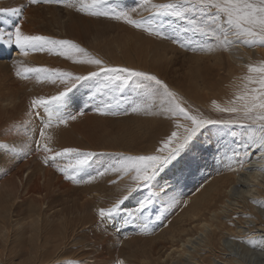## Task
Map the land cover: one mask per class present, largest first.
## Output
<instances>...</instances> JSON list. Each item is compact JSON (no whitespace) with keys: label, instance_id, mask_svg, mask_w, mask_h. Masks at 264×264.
Here are the masks:
<instances>
[{"label":"rangeland","instance_id":"rangeland-1","mask_svg":"<svg viewBox=\"0 0 264 264\" xmlns=\"http://www.w3.org/2000/svg\"><path fill=\"white\" fill-rule=\"evenodd\" d=\"M168 1L169 0H151L152 3H167ZM84 2L88 3L89 0H84ZM142 3L143 0H108L107 4H104L103 6L100 5L98 7V11H104L107 7L116 6L117 4L121 8L130 9L135 7L137 8V11L132 13V17L136 20H142L144 23L143 27H135L133 25L127 24L123 20H115L107 16L89 15L85 11L77 10L79 4H77L75 7H67L63 3H45L49 12V20L56 28L60 24V13H64V9H71L73 12L80 15L82 19H86L85 22L84 19L80 21V24L84 23L81 27L83 36L76 39L75 42H73L72 38H65L60 35L56 36L59 37V40L72 41L81 48L85 49L87 56L99 58L103 61V64L99 66L94 64L80 63V60L85 59V54L69 52L66 55H60L58 54L60 51L59 49H54L51 52L49 51L46 55L48 62L53 60L69 62L72 65L71 67H76L75 71L79 75L87 71H93L95 67H98L99 69V71H93L98 72L99 75L92 77V79L82 81L83 83L85 82V84H83L81 87L79 86L81 82L78 83L73 89L72 93H70L75 101L71 105L72 110L70 111L76 113L82 109L84 114L78 115L75 120L69 121L66 125L61 124L56 127L54 124L53 128L48 129L46 133V135H53L54 141L56 142L61 138L65 140V143L62 147L54 148L56 150H62L63 148H77L81 150V152L96 153L95 156L90 158L86 170L80 174L85 179H87V175H93L96 171L101 170L104 167L116 164L120 159V154L127 156L153 153L155 150L149 151L150 148H158L163 139H166L172 131L177 130L176 125L173 123L164 125L166 123L165 121H163L165 122L164 124L161 122H152L151 119L156 116V114L152 113H132L129 111L128 114L122 113L117 116H104L97 113L95 111L96 103L100 99L104 98L103 95L105 93L111 95L107 89L103 88V84L107 79V74L105 72H100V68L127 67L134 70L145 71L150 74H155L159 78L163 79V77L158 75L155 71L166 62L165 56H162L160 50H157L159 49V43L165 42L166 44H169L170 46L172 45L175 48L172 49L175 52V56H172L171 58V60H173L171 64L175 68V73L169 78L171 82H165L169 85V87H172L177 92H179L180 94L178 93V95H180V97L181 94L184 95L186 97L185 101L193 100L195 103H197L202 99L203 93L205 91L200 89L203 84H200L198 87L196 81L200 76H203L204 78L207 76V78L211 80V76H209V70L206 68L197 70L195 68V65L198 63V61L195 59L198 53H201L200 55L203 56L207 55L206 52L211 54L214 52V50H226L228 47L226 50L228 52L227 54L234 57L231 62L239 63L240 60L236 58V56H238V52H246V54L248 53L257 55L259 58L258 61L261 64H264V46H247L243 43L230 44L231 46H221L219 42L216 41L211 35H203L201 33L195 32H189L186 35L181 34L180 39L186 42H191L192 48H198L200 46L205 48L204 51H193L191 48H184L178 43H173L169 38H162L156 36L155 34H150L148 31L144 30L149 25V23H162L168 36H172L174 35L172 30L179 27L183 22L172 16L159 17L153 20L151 18L152 13L150 4L146 7H140ZM29 5L30 4H27L26 6ZM56 12H59L58 17L55 15ZM132 30L138 31L137 38L131 37ZM115 38L116 45L112 46V41H114ZM229 38L230 40L235 39V37L231 35H229ZM3 40H5V38ZM117 44L120 45V47H117ZM94 47L99 48V56L90 54L88 52L90 48ZM108 49H110V51ZM16 50L17 48L15 46H10L11 54L16 53ZM170 51L171 50L168 49V52ZM28 58L31 59L36 57L29 55ZM157 65L158 67L155 68ZM238 67L244 66L239 65ZM22 68L23 64H19L16 68L7 69L0 67V73L2 75L0 80V124L6 126V128L4 126L5 129H2L3 131H0V155L2 157L12 158L8 162L9 167L0 168V195L4 193L10 194L9 190L15 189L16 191L15 193H12V196L14 197V200L16 199V201L19 203L21 201L28 203L30 201L40 200L39 198L43 192L39 190L37 185L41 183V180L37 182V180L33 178L30 183L26 180L29 170L32 168L31 166L34 167L35 165H37V167L41 170H47L50 168V170L55 169L53 170L56 177L54 180L55 186L54 192L50 195V200H52L54 197H58L60 200L66 199L67 191L71 194L74 188H81L82 186L86 187L88 192H92L95 190L96 183H100L101 181L104 182L99 192L97 193L95 191L93 193L94 196L99 193L104 196L102 201L98 202L99 205L95 201L90 202L91 196H87L84 200V194H78L80 202H83V200L87 204L90 202L92 208V210H90L93 214V218L96 219H93L91 224L81 226L77 229V239L75 245L67 246V244H69V227L64 226L56 214L51 216L50 222L47 225H44L43 223L40 224L39 228L41 231L38 236L36 235L34 225L29 220V218L26 219L22 224V232H26L29 237H35L37 244L42 243V245L47 247L48 250L55 252V255L58 253V250H63V253L66 256H62L61 259L63 260L61 261V264H74L75 261H78L80 259V255L86 252V244L89 245L91 249L93 246H98L97 248H99V260H96L91 264H121V262H123V264H150L152 262L157 264L158 254L162 249V246L165 245L164 248L169 247L170 245L167 244L170 243L162 244L161 242H154L153 236L156 234L158 229L164 227L166 223L170 222L173 218H175L176 215L181 213L183 208L188 204V200L186 198L177 196L170 189L173 184L171 186V184L168 183L166 186H163L159 182L158 188L163 186V188L168 190L169 193L168 196L163 197L165 201L172 197H175L178 201H180L179 206L172 210L170 214H165L166 218L157 219V217H153L154 214L152 213H154L156 206L159 205L160 208L162 207L161 201L154 197V203L144 211L142 217L136 219L134 222H125L126 214L133 212L138 205V201L149 195L147 190L142 189L135 193L134 196L122 206L120 216L114 220H108L106 223H101V217L99 216L98 212L101 208L110 207L115 202V200L122 195L121 191L125 189V186L118 182L123 177L118 179H110L107 178V175H105L103 177H98L91 183H76L72 180L66 179L64 172L60 170L67 168L70 175L74 174L72 171V165L75 164L77 157H75L73 154H68L58 158L56 165L53 166L51 163L44 162L46 154L43 151H36L34 146L31 151L25 149L27 155H24L19 151L23 145V142L28 140L29 137L33 136L31 129L37 130L35 132V139H39L38 129L41 127L40 116L34 115V113L37 111L42 113V109L31 108V101L41 97L48 99L51 96L58 94L52 88L53 91H51V93L45 96L43 95L38 98H34L33 96L35 93V86H38L39 82H45L44 78L48 73H28V78L22 79L16 75V72ZM85 75H87V73ZM92 82L99 86L98 91H95L97 93L96 95L91 94V92L94 91L91 88ZM205 85L210 87V81ZM64 90H66V88L62 86L59 91L61 92ZM131 94H134L135 96L137 95L134 85L126 87L123 90V94L117 93L119 98L125 102L130 100L129 96ZM188 105L189 104L186 103L185 106L188 107ZM125 106L127 105L125 104ZM189 106L193 109H198L197 107H192L191 105ZM199 112L204 117L206 116L205 113L203 114L200 110ZM229 115L236 116V114L233 115V113H229ZM206 118L211 119L209 117ZM173 119L177 120L176 123L181 122L180 120H183L182 118ZM29 121H31L30 124L28 123ZM143 125H150L149 130L145 132H139L138 128ZM10 126L13 127V129H9ZM25 126H27L29 129L28 131H26ZM236 127L237 126L234 125H229L227 127L221 125H210L205 127L200 131V133H198L197 147L192 152L184 155L183 158H189L190 160H193L198 156L201 158H207V155L211 153L212 148L217 150L220 147H225V149H227V141L231 140L233 143H235L237 139L239 140L240 138H243V133L238 134L241 129L237 130ZM233 130L234 134H232ZM180 131L183 130L180 129ZM208 132H210L209 134L211 137H221L219 144L216 147H213L211 141L205 144V142L203 143V141L200 140L202 137H205V135H208ZM228 137H231V139H228ZM4 139L12 144V148H9L8 150L3 148L1 143L6 141ZM28 142L31 143V140H28ZM231 146L232 144L230 147ZM230 147L226 151L232 152ZM248 150L251 153V156L246 163L247 165L245 164L247 167L245 165L242 168L237 166L239 167L238 170L242 169L241 171H243V173L245 172V174H248V172L250 174L252 172L255 167V163L258 162L257 160L260 156V153L257 149L249 148ZM1 156L0 158H2ZM218 158L219 159L216 163H211L209 160H204L205 164L208 166L203 168L201 171L205 178L200 183L208 185L216 178V176L221 174L223 171V163L226 160V157H221V159L220 157ZM251 161L253 163H251ZM5 165H7V163ZM176 165L177 163H175L173 166H170L166 172H171ZM210 166L212 167V171L209 169ZM217 169H219L220 172H215ZM209 171H211V173ZM116 174L118 173H115L114 176H117ZM163 174L164 173L161 174L159 180L162 179ZM195 178L196 176L191 177L192 180ZM259 179L261 180V184L264 186V171H262ZM113 181H116V183H113ZM26 183L29 184L26 185ZM195 189L196 188H193L192 191H195ZM198 189L202 188L198 187ZM186 190H188V188L185 189V191ZM249 198L252 199L256 209L264 212V206L261 207V204L256 202L264 201L263 196H254L253 198ZM92 205H94L95 208ZM15 206H17V204L14 205V211H16L15 216H18V210L15 208ZM62 206H65V201L62 203ZM145 223L148 224V228L142 231V225ZM245 234L239 238V244L242 243L241 245L243 246H240L243 247L244 251L252 253L258 251V248L262 249L264 247L258 239H253L249 233ZM244 237H246V239H244ZM131 238L132 240L136 239V243L133 247L129 248L125 246L124 243H126L127 240ZM5 240H7L5 243L6 246L18 245V238L17 234L15 233H7V239L4 237L3 241ZM241 240L244 242H241ZM33 242L34 239L30 243ZM59 246H62L63 248ZM72 248L76 249L72 250ZM42 251H44V249L40 247L38 253ZM17 252L18 251H15V253ZM70 252L72 253L70 254ZM261 252L264 253V249ZM34 257L35 254L31 256L29 252L21 254L19 258H17L14 254L5 253V257L2 258L0 264H19L20 261L29 264L31 258ZM174 257L175 258L172 261L169 259V263L172 262L173 264H183V260L180 262L176 260L178 259V254H175ZM181 258H184V264H186V262L187 264H190L189 261H185L187 258L183 256H181ZM71 259H74L75 261L73 262ZM161 260H163V258H161L159 261ZM257 263L264 264V258L262 257L261 259L259 257L257 259Z\"/></svg>","mask_w":264,"mask_h":264},{"label":"bare ground","instance_id":"bare-ground-1","mask_svg":"<svg viewBox=\"0 0 264 264\" xmlns=\"http://www.w3.org/2000/svg\"><path fill=\"white\" fill-rule=\"evenodd\" d=\"M88 3H91V0H89ZM27 4L30 5L26 6ZM15 8L21 9L20 15L14 16L10 11H8L9 9ZM96 10H98V8ZM55 15L58 17L59 12H56ZM60 16V24L56 28L49 20V12L45 3L41 2L31 4L29 3V0H0V67L7 69L16 68L19 64H23V68H43L72 73L74 76L79 75L75 71L76 67H71L72 65L67 61L53 60L48 62L46 55L49 51L47 50H29L27 55H23L14 44L8 43V35L14 32L16 26H19L21 32L25 35L45 36L54 40H59V37L56 35H60L65 38H72L73 42H75L76 39L83 36L81 27L84 23L80 24V21L84 18L82 19L80 15L76 14L71 9H64V13H60ZM85 21L86 19H84V22ZM131 37L137 38L138 31L132 30ZM4 38L5 40H3ZM115 41L116 38L112 41V46L116 45ZM11 45L17 48V52L14 54H11ZM118 46L120 47V45L117 44V47ZM158 48L159 49L157 50H160L162 56H165L166 62L155 72L163 77L162 80L168 83V81H170L169 78L175 73V68L171 64L173 62L171 58L172 56H175V52L172 49L175 48L165 42L159 43ZM168 49H170V52L172 53L168 52ZM227 49L228 47L226 50ZM108 50L110 51V49ZM226 50L219 49L217 51L214 50L211 54L206 52L207 55L202 56L200 55L201 53L196 55L195 59L198 63L195 65V68L197 70L206 68L210 71L209 76H211V80H209L207 76H205V78L200 76L196 81L198 87L200 84H203L200 89L205 91L199 102L195 103L193 100L185 101L186 97L181 94V98L183 99L182 102H184L185 105L187 103L192 107H197L203 114L205 113V118L209 117L214 120L234 119L236 116H231L229 113L227 114V112H218L213 106V101L218 103L221 107H227L230 102L235 99L237 94H242L245 91V86H247L249 90L252 88H258V84L249 83L247 80V77L249 76L253 77V79L259 78V73L249 72L250 66H264V64H261L258 61V56L255 54H246V52H238V56H236V58H238L240 62L234 63L231 62L234 57L228 55ZM88 52L99 56L98 47L90 48ZM29 55H32L37 59H29ZM239 65H243L244 67H238ZM157 67L158 65L155 66V68ZM94 70L99 71L98 67H95L93 71ZM88 72L89 71L81 73L80 75H85L86 73L88 74ZM1 76L2 75L0 73V80ZM44 80L45 82H39L38 86H35L34 98H38L43 95L45 96L53 90L59 93L62 86L67 88L72 84L70 79H57L55 76H51L49 74L45 76ZM209 81L210 87L205 85ZM83 84H85V82H81L79 86L81 87ZM91 88L94 90L91 94L96 95L97 93L95 91H98L99 86L92 82ZM170 88L176 91L172 87ZM106 95L109 94L105 93L103 97L105 98ZM129 97L132 99L136 96L131 94ZM68 110L70 111L72 108L70 107ZM151 121L161 122L162 124L166 122L164 125L169 123H173L174 125L177 124L176 119L161 116L159 114H156ZM180 121L181 122L178 123H186L183 120ZM231 125L237 126V130L241 129L238 134H244L243 138H240L239 140L237 139L235 143L231 140L226 142L227 149L232 144L230 147L232 152L226 151L227 149H225V147H220L217 150L212 148L211 153L208 155L206 154L207 158H201L199 156L193 160L183 158L182 160H179L171 172L165 171L162 175V179L159 180L160 184L163 186H166L168 183H170L171 186L173 184L172 187L170 186V189L177 196L186 198L188 200V204L183 208L180 214L176 215L175 218L166 223L164 227L158 229L156 234L153 236L154 242H161L162 244L170 243L167 244L170 245L169 247L164 248L165 245L162 246V249L158 254V260L156 259L158 262L157 264H173L172 262L169 263V259L172 261L175 258V254H178V259L176 260L178 262L183 260V264L184 258H181V256L187 258L185 261H189L190 264H259L257 263V259L259 257L261 259L262 257L264 258V253L261 252L264 247L262 249L258 248V251L248 253V251H244L243 247H241L243 246L241 245L242 243L239 244V238H241V236L245 233H249L253 239L256 238L260 242L264 241V212L256 209L252 199L249 198H253L254 196H263L264 198V186L261 184V180L259 179L262 173L260 169L264 167V157L259 156V159L257 158L258 156L255 157L258 159H256L258 162L255 163V167L250 174L249 172L248 174H245V172L243 173V171H241L242 169L238 170L239 167L236 165V157L234 153L237 151L242 152V145L246 140L247 133L251 132L253 129L241 128L238 123ZM4 126L5 125L0 124V131L6 128V126L5 128ZM149 128L150 125H143L138 128V131L145 132L149 130ZM9 129H13V127L10 126ZM209 133L210 132H208V135H205V137H202L200 140L203 141V143L205 142V144L211 141L213 147H216L219 144L221 137H211ZM232 134H234V130ZM228 139H231V137H228ZM64 143L65 140L63 138L59 139L57 142L53 139L50 145L53 148H60ZM1 144L3 148H6L7 150L12 148V144L7 142V140L5 142L3 141ZM153 150H155V148L149 149V151ZM218 157H220V159L221 157H226L221 174L216 176V178L208 185L200 183L205 178L201 171L203 168L208 166L205 164V161L209 160L211 163H216L219 159ZM11 159L12 158L9 157L0 158V168L9 167L8 162ZM252 161L251 163L254 162ZM6 163L7 165H5ZM230 165L235 167L236 170H230ZM31 167L32 168L29 170L26 180L29 181V183L33 180V178H35L37 182L41 180V183H37L39 190L43 192L39 198L41 201H30L28 203L21 201L19 203L16 199L14 200V197L12 196V193H15L16 191L15 189L9 190L10 194L4 193L0 195V261L3 257H5V253L14 254L17 258H19L21 254L29 252L31 256L35 254V257L31 258L29 264H61V261L63 260L61 259L62 256H66L63 253V250H58V253L55 255V252L48 250L47 247L42 245V243L37 244L35 237H29L26 232H22V224L29 218L34 225L36 235L38 236L41 231L39 228L40 224L43 223L44 225H47L50 222L51 216L56 214L57 217L60 218L61 223L64 226L69 227V244H67V246L75 245L77 239V229L81 226L91 224L93 219H96L93 218L90 202L95 201L99 205L98 202L102 201L104 198L103 195L99 193L94 196L93 193L95 191L98 193L104 182L101 181L100 183H96L95 190L92 192H88L86 187L82 186L81 188H74L73 191L71 190V194L67 191L66 199L60 200L58 197H54L50 200V195L54 192L55 186L54 180L56 177L55 172L53 171L55 169L50 170L51 168H46L47 170H41L37 167V165ZM211 168L212 167L210 166L209 169L212 171ZM211 171L209 172L211 173ZM215 172H220V170L217 169ZM114 174L115 173L112 172L108 173L107 178H121L120 174H116L118 177L114 176ZM194 176H196V178L192 180L191 177ZM118 183L126 186L130 183V179L127 176H123ZM28 184L26 183V185ZM198 187L202 189H198ZM187 188L188 190L185 191ZM193 188H196L195 191H192ZM123 191L124 189L121 191V194ZM80 193L84 194V200L87 196H91V200L88 204L84 200L83 202L79 201L78 194ZM64 201L65 206L63 207L62 203ZM16 204L17 206H15V208L18 210V216H15L16 211H14V205ZM159 209L160 207L157 205L154 213H152L154 214L153 217H157L160 214ZM7 233L17 234V246L5 245L7 240L3 241V239L4 237L7 239ZM33 239L34 242L30 243ZM244 239H246V237H244ZM241 242L244 241L241 240ZM135 243L136 239L132 240L131 238L128 239L124 245L130 248L133 247ZM40 247H42L44 251L38 253ZM59 247L63 248L62 246ZM97 247L93 246L91 249L89 245L86 244V252L80 255V259L78 261H75L74 259L71 260L73 262L75 261L74 264H79L80 261H83L84 264H91L94 261L99 260L100 253L99 248ZM75 249L76 248H72V250ZM15 251L18 252L15 253ZM71 253L72 252H70V254ZM161 258H163V260L159 261ZM19 264H26V262L20 261Z\"/></svg>","mask_w":264,"mask_h":264},{"label":"snow or ice","instance_id":"snow-or-ice-1","mask_svg":"<svg viewBox=\"0 0 264 264\" xmlns=\"http://www.w3.org/2000/svg\"><path fill=\"white\" fill-rule=\"evenodd\" d=\"M63 3L67 7H75L78 11H85L92 16H107L115 20H123L127 24L135 27H143L142 20H136L132 13L137 8L130 9L116 6L107 7L104 11L96 10L100 5L107 4L108 0H91V3H85L84 0H29L31 4L37 3ZM150 4L152 19L159 17L172 16L183 22L179 27L172 31L174 35L168 36L162 23H149L144 29L150 34L158 37L169 38L173 43L180 44L181 47L191 48L193 51H204L205 48L200 46L192 48L191 42L180 39L181 34L189 32L211 35L222 46L235 43H243L247 46H264V0H169L167 3H152L151 0H143L140 7H146ZM14 16L21 14V9H9ZM229 35L235 37L230 40ZM8 43L14 44L23 55H27L29 50L33 51H53L59 49L60 55H66L69 52L85 54V59L80 63L102 65L103 61L99 58L89 57L86 50L70 40H54L49 37L39 35H25L21 32L20 27L16 26L13 33L8 35ZM211 50V49H208ZM100 72L107 74L106 82L103 88L107 89L111 95H106L100 99L95 106V111L104 116H117L120 114L132 113H155L168 118H182L186 123H177L175 131H172L166 139L161 141L158 148L150 154L140 155H123L120 154L119 161L114 165H109L98 170L93 175H87L85 179L80 174L86 170L91 157L95 156L94 152H81L77 148H63L56 150L50 146L54 136L47 134V130L69 121L75 120L78 115H83L80 111L73 113L68 109L75 102L70 95L76 85L99 75L98 72H89L87 75H73L72 73L59 70H48L43 68L24 67L18 70L16 75L22 79H27L28 73H48L57 79H70L72 84L66 90L53 95L48 99L43 97L33 99L31 108L42 109V113L37 111L34 115L40 116V125L38 129L39 139H35L36 129H31L33 136L23 142L20 152L27 155L33 146L36 151H43L45 163L56 165L58 158L68 154H73L76 158L75 164L72 165L74 174H69L68 169H60L64 172L65 178L76 183H91L98 177H103L110 172L127 176L130 183L120 197L108 208H101L99 216L101 223L108 220H114L121 215L122 206L129 201L135 193L140 190H147L149 195L138 201V205L133 212L126 214L125 222H134L143 216L144 211L154 203V197L161 201L162 207L159 209L157 219L166 218V213L170 214L172 210L179 206L180 201L175 197L165 201L163 197L168 196V190L162 186L158 188L161 174L170 166L178 163L184 155L192 152L198 143V133L210 125L225 127L238 123L245 129H253L247 133L246 140L242 145V152L234 153L236 165L243 167L251 153L249 148H255L259 151L260 156L264 157V66L249 67L250 73H259L258 79L247 77L249 83L258 84V88L248 89L242 94H237L227 107H221L213 101L214 108L219 112L236 114L234 119L214 120L205 118L198 109L190 106L186 107L178 93L172 90L169 85L155 74L145 71L134 70L131 68H100ZM130 85L135 86L136 97L122 101L117 93L123 94V90ZM125 104L127 106H125ZM29 124L31 121L28 122ZM26 131L29 129L25 126ZM182 129L183 131H180ZM50 154V155H48ZM230 170H236L235 167L229 166ZM264 171V168L260 169ZM79 177V178H78ZM116 183V181H113ZM264 206V201H256ZM148 228V224L142 225V231ZM264 244V241H261ZM79 264H84L80 261ZM123 264V262H121Z\"/></svg>","mask_w":264,"mask_h":264}]
</instances>
